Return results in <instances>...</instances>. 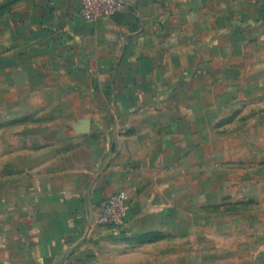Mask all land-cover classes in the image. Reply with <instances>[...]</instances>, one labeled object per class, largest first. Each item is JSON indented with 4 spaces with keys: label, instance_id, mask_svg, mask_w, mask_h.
<instances>
[{
    "label": "crops",
    "instance_id": "0c3cea01",
    "mask_svg": "<svg viewBox=\"0 0 264 264\" xmlns=\"http://www.w3.org/2000/svg\"><path fill=\"white\" fill-rule=\"evenodd\" d=\"M0 264H264V0H0Z\"/></svg>",
    "mask_w": 264,
    "mask_h": 264
},
{
    "label": "built area",
    "instance_id": "2783aa9c",
    "mask_svg": "<svg viewBox=\"0 0 264 264\" xmlns=\"http://www.w3.org/2000/svg\"><path fill=\"white\" fill-rule=\"evenodd\" d=\"M79 13L86 20L109 16L122 9L124 0H78ZM129 195L126 191L111 194L103 205L98 224L119 231L128 212Z\"/></svg>",
    "mask_w": 264,
    "mask_h": 264
}]
</instances>
